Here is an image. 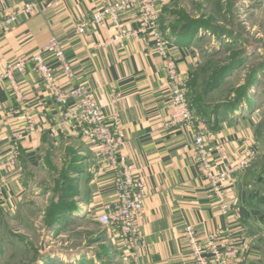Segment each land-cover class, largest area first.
I'll list each match as a JSON object with an SVG mask.
<instances>
[{"label": "crops", "instance_id": "crops-1", "mask_svg": "<svg viewBox=\"0 0 264 264\" xmlns=\"http://www.w3.org/2000/svg\"><path fill=\"white\" fill-rule=\"evenodd\" d=\"M26 1L0 0V16L16 12ZM114 1L36 0L33 16L22 17L0 35V74L42 51L51 38L63 42L73 79L66 76L58 60L46 54L58 85L84 84L109 118L114 111L120 113L127 136L124 153L150 193L141 220L147 249L133 253L118 230L103 227L104 239L96 244L107 255L92 252L90 256L78 249L66 254L70 261L88 262L92 258L94 264L105 256L107 264H195L185 236V227L193 225L201 238L216 230L228 237L245 238L247 249L237 264H257L260 246L252 231L261 218L250 186L254 175L250 171L230 181L227 195L233 214L222 216L195 151L192 128L166 127L172 113L171 91L164 61L152 38L142 34L125 45L108 44L115 35L112 24L77 34L81 20ZM197 1L156 0L161 29L181 74L189 81L188 94L193 93L190 84L201 61L194 46L183 43V37L170 26L171 12L183 7L194 18L199 17L193 10ZM122 24L128 30L138 29L139 12L125 13ZM195 109L197 123L211 148L227 142L236 159L242 150L252 147L254 140L249 133L240 135L225 120L216 122L213 114ZM96 152V142L86 127L65 118L33 64H28L25 72H17L14 83L0 82V153L7 160H16L4 174V181L0 178V216L6 212L15 225L21 219L25 226H37L40 221L55 231L57 238L69 227L80 230L86 226L94 240L100 226L98 215L115 200L113 172L100 166ZM247 182L251 183L244 188ZM53 212L55 219L49 224L48 215ZM93 244L88 247L94 248Z\"/></svg>", "mask_w": 264, "mask_h": 264}, {"label": "built area", "instance_id": "built-area-1", "mask_svg": "<svg viewBox=\"0 0 264 264\" xmlns=\"http://www.w3.org/2000/svg\"><path fill=\"white\" fill-rule=\"evenodd\" d=\"M35 1L27 0L16 12L0 16V35L15 27L22 17L33 16L37 6ZM133 10L139 12L141 24L138 29L128 30L122 24V16ZM105 24H112L115 28V35L110 42H107L108 44L125 45L142 34H148L152 38L156 53L164 61V70L171 91L169 106L172 113L166 127L168 129L182 126L192 128L195 151L204 175L210 182L211 192L216 199L219 211L222 216H231L233 206L227 195V185L236 175L254 163L258 151L254 147L245 148L239 157L234 159L227 142H218L213 148L209 146L206 134L197 123L196 109L189 99V81L181 74L159 24L156 0H116L81 20L76 26V32L79 35H85L91 29ZM46 54H51L60 62L69 79L74 78L71 64L64 52L63 42L53 37L42 51L27 60H21L9 66L0 74V82L11 80L14 83L15 74L25 72L28 64H33L34 70L43 79L65 118L86 127L87 132L96 142V157L100 166L111 170L115 180V200L103 207L97 222L102 227L118 230L131 251L139 253L148 248V242L141 233V220L145 214L150 193L143 179L135 175L124 153L127 136L121 115L118 111H114L109 118L95 94L84 84H73L68 88L58 85L54 69L50 66ZM29 122L31 130H34L33 121L29 119ZM15 164V158L7 160L0 153L2 181L5 179L4 174ZM185 236L195 264H237L240 256L247 249L245 238L228 237L222 230L207 233L204 238H201L195 226L187 225Z\"/></svg>", "mask_w": 264, "mask_h": 264}, {"label": "rangeland", "instance_id": "rangeland-1", "mask_svg": "<svg viewBox=\"0 0 264 264\" xmlns=\"http://www.w3.org/2000/svg\"><path fill=\"white\" fill-rule=\"evenodd\" d=\"M197 2L193 10L199 17L194 18L186 8H177L171 12L170 26L182 41L194 46L201 61L194 92L189 94L194 108L207 105L236 133L253 137L256 160L240 174L251 171L254 175L250 186L261 219L252 232L260 246L258 264H264V0ZM195 92L202 96L197 99ZM250 183H244V188ZM9 218L6 212L0 216V264H94L92 258L88 262L70 261L66 252L70 255L71 249L90 256L92 252L107 255L96 244L104 239L101 226L95 229L94 240L86 226L80 230L69 227L57 238L55 231L40 221L37 226H25L22 219L15 225ZM92 243L95 247H88ZM106 257L97 264H107Z\"/></svg>", "mask_w": 264, "mask_h": 264}, {"label": "trees", "instance_id": "trees-1", "mask_svg": "<svg viewBox=\"0 0 264 264\" xmlns=\"http://www.w3.org/2000/svg\"><path fill=\"white\" fill-rule=\"evenodd\" d=\"M192 28V27H191ZM183 43H187V42H184V40H183ZM194 80H195V77H194ZM194 80H193V82L190 84V86L192 87V89H193V92H194ZM198 94V92H195V96ZM202 95L200 94V96H196V98L198 99V98H200ZM189 99H190V101L192 100L191 99V97H190V95H189ZM210 107L209 106H204L203 107V109L205 110V113L208 115V114H213L214 112H212V111H209L210 109H209ZM215 114V113H214ZM214 116H216V122H219L220 120H223V117H220L218 114L216 115H214ZM55 213L53 212V213H51V214H49L48 215V223L49 224H51L52 222H54V219H55ZM258 264V263H257Z\"/></svg>", "mask_w": 264, "mask_h": 264}]
</instances>
